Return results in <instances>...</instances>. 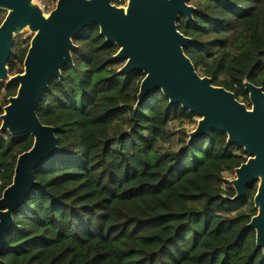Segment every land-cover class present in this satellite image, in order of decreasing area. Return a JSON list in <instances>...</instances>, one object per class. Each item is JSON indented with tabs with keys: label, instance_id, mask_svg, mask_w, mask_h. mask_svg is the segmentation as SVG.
I'll list each match as a JSON object with an SVG mask.
<instances>
[{
	"label": "trees",
	"instance_id": "obj_1",
	"mask_svg": "<svg viewBox=\"0 0 264 264\" xmlns=\"http://www.w3.org/2000/svg\"><path fill=\"white\" fill-rule=\"evenodd\" d=\"M189 3L198 10L178 21L193 39L185 53L250 107L244 81L264 88V0ZM74 42V64L52 80L37 110L56 127L59 151L35 171L39 185L14 214L0 264H264L246 226L257 213V186L239 202L224 199L235 195L224 173L247 160L244 148L213 131L190 144L184 132L179 149L161 150L170 123L195 114L171 106L160 89L136 107L145 75L119 73V47L99 26ZM29 46L11 56L10 74L24 71ZM18 87L0 83V101L7 105ZM33 143L30 133H0V198Z\"/></svg>",
	"mask_w": 264,
	"mask_h": 264
},
{
	"label": "water",
	"instance_id": "obj_2",
	"mask_svg": "<svg viewBox=\"0 0 264 264\" xmlns=\"http://www.w3.org/2000/svg\"><path fill=\"white\" fill-rule=\"evenodd\" d=\"M0 10L5 12L0 23V81L19 85L4 107L0 133L34 137L33 146L19 155L13 181L0 198V262L15 212L39 185L35 171L59 151L56 127L42 123L38 107L52 80L61 79L63 69L74 64V38L92 25L99 26L107 43L118 45L114 59L124 61L119 73H144L136 107L160 89L171 106L181 105L200 117L188 132L189 144L219 131L227 134V145L244 148L248 158L230 180L235 195L224 199L239 202L249 187L258 184L254 196L258 212L246 226L256 231L257 248L264 256V88L244 81L249 107L233 91L197 71L184 50L193 39L178 29L181 16L194 20L195 5L189 0H127L126 6L112 0H56L46 13L38 0H0ZM25 29L34 34L24 71L12 75L8 62L16 36Z\"/></svg>",
	"mask_w": 264,
	"mask_h": 264
},
{
	"label": "rangeland",
	"instance_id": "obj_3",
	"mask_svg": "<svg viewBox=\"0 0 264 264\" xmlns=\"http://www.w3.org/2000/svg\"><path fill=\"white\" fill-rule=\"evenodd\" d=\"M50 3H52L53 0H46ZM193 3V2H191ZM127 5V0L126 3L122 6H126ZM1 19V17H0ZM33 32H31L29 29H25L23 30L21 33H19L16 36V41L14 44V48L12 51V55L17 57L19 55V52L21 51V49L26 46L28 43L30 44L31 39L33 37ZM122 64L124 63V61H121ZM7 81L1 82L0 83H6ZM8 102V100H7ZM4 100L0 101V108H2V113H0V126L2 124V117L1 115L4 113V107L6 106V104L4 105ZM199 116L195 114V116L192 117L191 121L185 120V121H172L169 125V131H170V136L162 141L161 145H160V149L161 150H168V149H174L177 150L179 149L180 145L178 144L179 141V137L184 133V132H190L192 130H194L197 126L198 120H199ZM225 177L228 180H232L235 178V172L234 171H226L225 173ZM256 186H258V184H255ZM224 188L230 189L232 188V185H230V183H226L224 184ZM255 207V206H254ZM257 212L258 209L256 208Z\"/></svg>",
	"mask_w": 264,
	"mask_h": 264
},
{
	"label": "built area",
	"instance_id": "obj_4",
	"mask_svg": "<svg viewBox=\"0 0 264 264\" xmlns=\"http://www.w3.org/2000/svg\"><path fill=\"white\" fill-rule=\"evenodd\" d=\"M38 2L40 3V5L42 6V8L45 10L46 13H48L54 7V3H50L46 0H38ZM0 16L1 17L5 16V12L0 10Z\"/></svg>",
	"mask_w": 264,
	"mask_h": 264
}]
</instances>
